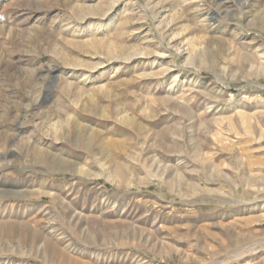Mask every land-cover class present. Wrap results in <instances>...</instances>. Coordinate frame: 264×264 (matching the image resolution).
I'll return each instance as SVG.
<instances>
[{
    "label": "rangeland",
    "instance_id": "rangeland-1",
    "mask_svg": "<svg viewBox=\"0 0 264 264\" xmlns=\"http://www.w3.org/2000/svg\"><path fill=\"white\" fill-rule=\"evenodd\" d=\"M263 56L264 0H0V264H264Z\"/></svg>",
    "mask_w": 264,
    "mask_h": 264
},
{
    "label": "bare ground",
    "instance_id": "bare-ground-1",
    "mask_svg": "<svg viewBox=\"0 0 264 264\" xmlns=\"http://www.w3.org/2000/svg\"><path fill=\"white\" fill-rule=\"evenodd\" d=\"M79 8L80 10L78 11V14L79 16L81 15H84V10L82 8V6H79L77 7ZM91 14V13H90ZM97 47V46H96ZM98 48V47H97ZM101 48V47H100ZM111 49H115V50H118L119 49V52L121 53H124L125 49L123 47H118V46H115L113 44H111L110 46H108V50H110L111 52ZM113 51V50H112ZM114 54V53H113ZM126 54V52H125ZM264 57V56H263ZM262 63V62H261ZM76 124V123H74ZM77 125H79L77 123ZM82 125V124H81ZM84 126V125H83ZM80 128H78V132H77V138L78 140L83 143L86 148H90L93 144V142L95 141V139L97 138V134L94 132H91L89 130H86L84 129V127L80 126ZM37 150V149H36ZM36 155V159L38 162H40L41 164H44V165H52L54 167H57L58 169L60 170H71V171H74L75 170V163L73 164L72 162H68V161H65L64 159L62 158H58V157H54V156H47L44 154V152L40 149H38L37 151H35ZM62 205V204H61ZM69 208V207H68ZM68 211V210H67ZM66 213V212H65ZM2 223V222H1ZM7 224V223H6ZM7 226V225H6ZM23 230V229H22ZM22 232H20L21 234Z\"/></svg>",
    "mask_w": 264,
    "mask_h": 264
}]
</instances>
